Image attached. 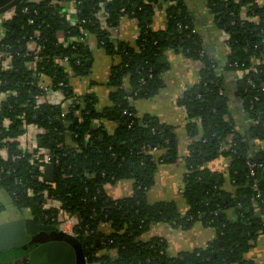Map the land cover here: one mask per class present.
I'll return each mask as SVG.
<instances>
[{
	"label": "trees",
	"instance_id": "16d2710c",
	"mask_svg": "<svg viewBox=\"0 0 264 264\" xmlns=\"http://www.w3.org/2000/svg\"><path fill=\"white\" fill-rule=\"evenodd\" d=\"M79 1L73 18L65 12V5L53 0L23 1L4 24L8 30L4 42L13 54V68L0 66V93L12 92L0 105V139L19 136L23 122L18 116L24 115L26 123L35 122L46 129L41 146L58 156L59 163L54 184H48L31 162L32 154L13 160L18 143H7L9 157H0V188L10 194L18 210L54 225L56 231L40 233L24 248L2 252L8 255L3 260L19 258L47 240L65 239L75 247L78 264H84L85 258L100 264H256L245 255L264 233V149L254 155L249 151V139L264 142V2L258 4L263 0H207L219 26L231 34L225 70L238 73L237 95L251 121L246 134L235 127L224 76L194 32L185 0ZM164 4L167 27L155 31L153 15ZM248 4V15L257 16V21L241 18V10ZM26 6L27 13L23 12ZM101 9L108 13L106 26L97 17ZM124 16L138 21L140 33L133 45L111 38L110 29ZM89 33H95L98 44L120 58L110 78L112 104L99 109L96 97L88 94L76 97L65 115L61 104H37L36 71L50 78L66 96H75L68 71L74 76L90 72ZM31 36L44 46L35 68L27 64L33 57L27 46ZM169 48L202 63L200 83L180 99L190 120L188 133L194 138L184 176V197L190 205L185 214L179 213L173 202L148 200L158 166L178 158V143L171 126L149 114L139 116L133 106L135 99L151 97L163 86L161 59ZM240 71L247 72L239 76ZM126 76L128 87L123 86ZM5 118L13 121L8 127ZM105 120L117 124L113 132L105 128ZM67 133L73 144L67 143ZM229 136L233 137L231 147L222 150V142L228 143ZM221 154L230 158V180L237 186L232 193L221 188L222 175L206 167ZM248 160L263 164L256 168L255 176L249 175ZM123 179L134 181L132 195L110 197L106 186ZM45 190L62 202L61 210L46 207ZM256 198L261 206L258 211L253 206ZM230 208L235 209V217L227 215ZM70 215L80 220L76 236L58 229ZM198 220L214 226L217 236L194 251L172 256L164 238H141L157 223L188 228ZM103 222H110L114 232L99 231Z\"/></svg>",
	"mask_w": 264,
	"mask_h": 264
},
{
	"label": "crops",
	"instance_id": "0c3cea01",
	"mask_svg": "<svg viewBox=\"0 0 264 264\" xmlns=\"http://www.w3.org/2000/svg\"><path fill=\"white\" fill-rule=\"evenodd\" d=\"M185 5L193 16L194 32L199 36L208 55L215 59L218 73L224 76L225 92L229 96V109L235 121V127L241 134H246L251 121L237 95L236 79L238 73L234 70H225L230 53L228 41L231 34L219 26L216 14L211 12L207 0H185ZM72 8L71 4H67L64 10L69 15ZM166 8L167 5L164 4V6L156 9L151 24L153 30H164L167 27ZM101 22L103 24L104 21ZM110 30L111 38L114 41L128 45H133L140 33L138 21L128 16L122 17L118 26ZM86 40L92 54L91 60L88 61L90 72L84 76H69L70 85L73 87L75 96L69 97L60 91H56L44 94L40 98L38 94L36 101L38 98L41 104H61L64 106L69 104L72 98L74 100L76 97L93 94L96 97V104L99 109L112 104L110 93L114 90V86L110 84V78L113 74V68L118 66L120 58L108 53L105 48L101 47L98 44L95 33H89ZM161 64L164 66L161 69L163 86L151 97L135 99L133 106L139 116L152 115L161 123L174 129L178 143V158L174 162L158 166L154 183L149 188L147 196L152 203L173 202L177 206L179 213L185 214L188 212L190 205L184 197V176L188 170L187 158L194 138L188 133L187 124L190 120L186 107L181 104L180 99L185 92L200 83L202 63L169 48L165 51ZM123 86H129L128 76L124 77ZM2 102L3 94L1 93L0 105ZM104 125L108 131L113 132L117 124L113 121L105 120ZM21 130L22 133L16 137V140L26 151L32 152L36 149L34 148L35 145L41 146L39 139L46 132L45 128L33 122L23 124ZM66 139L68 144H73L69 133L66 134ZM249 140L250 154L259 153L261 151V142L258 139ZM0 155L2 159L7 160L9 150L0 147ZM229 166L230 158L224 154L206 164V167L211 171L222 175L223 184L221 188L226 192L232 193L237 186L234 181L230 180ZM43 169L44 167H40L41 172ZM133 183L134 181L131 179L119 180L114 184H108L106 190L112 198L130 196L133 193ZM226 213L230 217L236 216L234 208L227 209ZM23 216L31 215L28 212L25 213V211L18 210L14 206L10 194L0 188V222ZM99 231L110 234L114 232V228L110 222H103L99 226ZM216 236L217 230L214 226L206 225L201 220H198L188 228L176 226L174 223H157L152 225L151 229L146 234H143L141 238L145 241L153 237L164 238L168 243L169 254L175 256L184 251H194L203 248L214 241ZM105 252L116 253L115 250H105ZM6 256L8 255L6 254ZM6 256L4 253L0 254V264H20L18 261L11 262L7 258L3 260ZM245 257L253 260L256 264H264V233L259 234Z\"/></svg>",
	"mask_w": 264,
	"mask_h": 264
},
{
	"label": "built area",
	"instance_id": "2783aa9c",
	"mask_svg": "<svg viewBox=\"0 0 264 264\" xmlns=\"http://www.w3.org/2000/svg\"><path fill=\"white\" fill-rule=\"evenodd\" d=\"M24 1H28V2L37 1V2H39L40 0H24ZM232 1L237 2L238 0H232ZM53 2H57L59 4L65 5V6L67 4H71L73 6V8H72V11L70 12V14L69 15L67 14L69 17H72V15L75 17L76 14L78 13L77 5L80 3L79 0H53ZM263 2H264V0L260 1V2L258 1V4H262ZM250 6L251 5L248 4L242 8L241 13H240L241 18L242 19H248L251 21H257L258 20L257 16H250L247 13L250 9ZM15 9H13L10 12H7L3 15H0V66L3 69L13 68V54L10 51V46L8 45V43L4 42V38H5L7 31H8L4 24L6 21L12 19ZM23 12H25V13L28 12L27 6L23 8ZM107 16H108V13L104 12L103 9H101L97 13V17L100 19V21H104L103 22L104 26L106 25ZM29 23H33L32 18L29 19ZM73 23H75V22H73ZM73 39H76V38L73 37ZM80 40H84V37L80 38ZM27 44H28L27 46H28L29 50L33 53L32 59L29 60L27 64L30 66V68H35L41 60V56L39 54L43 50L44 46L42 44H40L37 40H33L32 36L30 37V40ZM30 44H32V45H30ZM67 61H68V57L66 56L63 58L62 62L65 63ZM245 72H247V71H240L239 76H243V74ZM36 73H37L36 75L38 76L37 87L39 90V98L42 97L44 94H49V93H53L56 91L62 92V90L57 89L55 87V85L52 83L50 78L46 77L43 74L40 75V73L38 71H36ZM68 75H71L70 71H68ZM142 82H144V81L142 80ZM2 94H3V101H4V100H6V98L8 96H10V94H12V92L6 91V92H2ZM36 103L41 105L40 100L38 98H37ZM72 103H73V98H72V101H69V104H66L63 106L64 107L63 115L66 114L68 107ZM18 119H20L23 122V124H26L24 115H19ZM12 122L13 121L10 118H5L4 126L8 127ZM232 140H233V137L229 136L228 143H226V141L222 142L221 149L226 150V149L230 148L231 144H232ZM13 141H17L16 137H7L4 139H0V144H1L0 146L6 150H9V146L7 145V143L13 142ZM260 142H261L260 146H261V151H262L264 149V142L263 141H260ZM34 148H36L34 151L28 152L24 149V147L22 145H20L18 143L17 144L18 153H15L12 156V159L16 160V159H19L22 156L26 155L27 153H31L32 154L31 162L33 164H35L36 166L44 167L45 164H47V163H54L56 166L59 163V157L52 155L48 149H44L41 146L39 147L37 145H35ZM154 149H157V148H154ZM0 157H1V155H0ZM247 165L249 168V175L250 176H255L256 175V168H260L263 166V164L260 162H254V161H250V160H248ZM90 176H93V174H90ZM42 180H43V177H42ZM45 182L48 184H54V182H48V181H45ZM259 196H260V194H258L257 198H259ZM43 198H44L45 205L47 208H55L57 210H61L62 202H60L57 199L50 197L48 190L44 191ZM257 198L254 199V201H253V206L256 208V211L260 210V208H261L260 203H259ZM59 214L63 215L64 213L59 212ZM79 222H80V220L76 216H73V215L66 216L65 218H63V220L59 224L58 229L60 231L64 232L65 234H68L71 236H76L78 234L77 228H78ZM85 264H100V263L97 261H89L88 258H85Z\"/></svg>",
	"mask_w": 264,
	"mask_h": 264
},
{
	"label": "water",
	"instance_id": "95a60500",
	"mask_svg": "<svg viewBox=\"0 0 264 264\" xmlns=\"http://www.w3.org/2000/svg\"><path fill=\"white\" fill-rule=\"evenodd\" d=\"M24 0H0V15L15 9ZM72 17H74L72 15ZM238 94V93H237ZM41 138L39 144L41 145ZM54 163H47L42 171L44 181L54 182ZM37 170L40 167L37 166ZM264 201V191L261 192ZM223 199L226 200V197ZM56 231L52 224L38 222L34 217L12 218L0 222V252L24 248L40 233ZM27 264H78L75 247L65 239H50L32 248L25 256Z\"/></svg>",
	"mask_w": 264,
	"mask_h": 264
},
{
	"label": "flooded vegetation",
	"instance_id": "af4514ba",
	"mask_svg": "<svg viewBox=\"0 0 264 264\" xmlns=\"http://www.w3.org/2000/svg\"><path fill=\"white\" fill-rule=\"evenodd\" d=\"M28 253H25V254H22V256H20L19 258H16L14 260H11V262H16L18 261L20 264H27V259H25V256L27 255ZM24 261V262H23Z\"/></svg>",
	"mask_w": 264,
	"mask_h": 264
},
{
	"label": "rangeland",
	"instance_id": "374dc122",
	"mask_svg": "<svg viewBox=\"0 0 264 264\" xmlns=\"http://www.w3.org/2000/svg\"><path fill=\"white\" fill-rule=\"evenodd\" d=\"M2 252H0V254H1Z\"/></svg>",
	"mask_w": 264,
	"mask_h": 264
}]
</instances>
